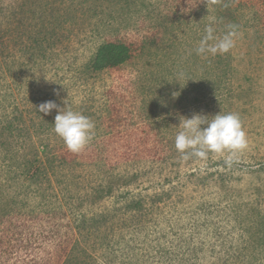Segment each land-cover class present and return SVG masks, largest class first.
<instances>
[{"label": "rangeland", "instance_id": "374dc122", "mask_svg": "<svg viewBox=\"0 0 264 264\" xmlns=\"http://www.w3.org/2000/svg\"><path fill=\"white\" fill-rule=\"evenodd\" d=\"M209 24L217 37L231 26L238 32L222 69L216 56L194 51ZM0 28L7 30L0 56V183L11 159L41 151L43 143L55 151L67 148L53 131L56 110L44 115L36 109L40 104L54 101L95 124L82 152L87 157L60 166L51 181L18 180L9 194L38 211L62 206L76 237L105 264H163L168 252L177 257L191 249L198 250L195 264H264V257L241 255L244 248L264 249L262 1L238 0L230 11L216 0H0ZM108 41L130 43L132 57L115 69L93 71L91 60ZM181 71L192 80H177ZM219 112L242 121L248 147L239 160L229 167L212 153L206 161L181 159L174 146L180 119ZM141 137L167 158L136 159L134 151L146 149L133 144ZM162 138L170 140L169 150L155 143ZM124 151L128 155L112 157ZM111 176H118L113 196L94 198L91 188ZM49 184L57 196H49ZM121 194L143 197L149 207L153 195L164 200L136 218L124 210ZM119 207L122 212L106 223L109 240L119 246L107 255L99 222L82 233L76 225ZM25 251L24 262L6 263L33 264V257L41 263L54 249Z\"/></svg>", "mask_w": 264, "mask_h": 264}, {"label": "trees", "instance_id": "16d2710c", "mask_svg": "<svg viewBox=\"0 0 264 264\" xmlns=\"http://www.w3.org/2000/svg\"><path fill=\"white\" fill-rule=\"evenodd\" d=\"M235 1L238 0H216V5L229 8L231 11V6ZM260 1L264 3V0ZM218 13V17L221 18L223 13L221 11ZM23 28L25 27H16V29H19L20 31H23ZM6 32V29L0 28V56L3 55V52H5L7 48ZM18 37L21 38V36ZM132 53L133 51L130 43H125L123 41H108L98 46L95 55L91 60L90 67L93 71L115 69L128 61L132 57ZM214 63L217 67L222 69L225 64L229 63V60L226 56L218 54L216 55ZM5 121L6 125L4 126V130L12 132L11 128L13 127L10 128V121L7 119ZM16 130L22 131V128L18 126L16 127ZM1 142L4 143V140ZM169 142L170 140H165L163 138L155 141V143L159 144L161 148L168 150L171 147ZM133 144L136 148H146L145 150L140 149L134 151L133 155L136 159L146 158L152 160H164L167 158V155L162 152V149L159 150L156 145L151 144L147 137H141L136 141H133ZM124 146L128 148L131 144L127 142ZM42 147L43 149L41 151L35 150L31 153L26 152L21 157H16V160H13L15 158L11 159L12 163L4 170V172L6 171L8 178L1 177L4 182L3 184L0 183V253L6 254V259H4V255H0V258H3L2 262L7 264L13 260V262L22 263L24 262V258L22 257H25L23 253L26 252L25 250L30 249V251H32L35 248H40L46 253L47 246L51 245L54 251L49 253V255L52 254L53 257L43 259V262L41 263L33 257L31 259L32 263L105 264L100 261V258L88 245L83 244L76 237V230L69 219V214L64 208L62 209V206L60 207L57 205V208L50 207L49 209H41V211H38L34 210L32 206H28L29 204L27 202L17 201L13 194H9V191H11L18 180H30L32 182L51 181L50 177L55 173L57 168L58 170H61L63 168L60 169V166L65 167L66 164L76 163L78 162L76 160L79 158L88 156L87 154L83 155L82 152L78 154L72 153L67 148L55 151L50 149L49 145L46 143H43ZM117 155L126 156L128 153L127 151L115 153L112 157L115 156V158H117ZM106 159H108V156H106ZM117 177L118 176H111L108 183L105 182L104 184L103 181H100L96 186H93L91 188V191H93V197L104 199L113 196L115 184H117V182H115ZM119 178L122 177L119 176ZM52 188V185L48 188L50 190L48 191V194L50 192L52 193L49 196H57V190ZM162 195L163 194L159 196L153 195L150 197L152 207H149L147 200L143 197L134 196L126 198L121 194L122 200H126L123 208L127 212L134 213V217L142 218L151 208L160 206V203L164 200ZM46 201L47 200L44 202ZM26 206H28V208ZM119 211L122 212L120 207L118 209H111L99 213L96 217H83L76 225L78 229H83L78 233L91 230V227L99 222L103 230L102 236L106 253L107 255L114 253L116 250L112 246H119V244H117L119 241L109 240V225L106 223L117 217ZM92 221V226H90ZM110 224L113 226L115 223ZM33 230L35 231V234ZM26 231H31L30 236L24 234ZM107 250H109L110 253ZM197 252L198 250L191 249L190 251L181 252L177 257L173 256L172 252H168L169 257L165 263L163 262V264H195L193 262L197 259ZM241 255L250 259L252 258L253 260L263 258L264 249L246 251L244 248L241 251Z\"/></svg>", "mask_w": 264, "mask_h": 264}, {"label": "clouds", "instance_id": "9594fccd", "mask_svg": "<svg viewBox=\"0 0 264 264\" xmlns=\"http://www.w3.org/2000/svg\"><path fill=\"white\" fill-rule=\"evenodd\" d=\"M214 31L211 24L206 27L205 35L194 49L196 55L203 58L223 55L236 46L238 32L235 26H231L221 37L214 35ZM176 79L184 80L185 83L192 80L183 71L177 73ZM36 109L44 115H49L53 109L56 110L57 114L52 123L53 131L64 141L70 152H83L93 140L95 124L80 112L67 106L61 108L54 101L44 102ZM179 127L181 130L175 136L174 146L185 161L193 157L206 161L209 153H212L225 157V164L231 167L248 147L246 132L236 113L219 112L214 116L193 114L190 118L182 117Z\"/></svg>", "mask_w": 264, "mask_h": 264}]
</instances>
